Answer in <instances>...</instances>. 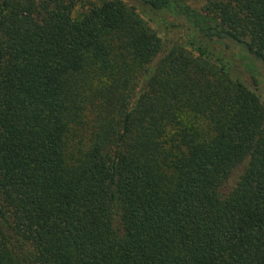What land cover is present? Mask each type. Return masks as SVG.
I'll use <instances>...</instances> for the list:
<instances>
[{"label": "trees", "instance_id": "1", "mask_svg": "<svg viewBox=\"0 0 264 264\" xmlns=\"http://www.w3.org/2000/svg\"><path fill=\"white\" fill-rule=\"evenodd\" d=\"M191 1L0 0V264H264V0Z\"/></svg>", "mask_w": 264, "mask_h": 264}, {"label": "rangeland", "instance_id": "2", "mask_svg": "<svg viewBox=\"0 0 264 264\" xmlns=\"http://www.w3.org/2000/svg\"><path fill=\"white\" fill-rule=\"evenodd\" d=\"M94 2H96V0H78L74 16L77 17L80 13L84 12L90 6L91 3ZM206 3L207 0H192L190 2V5L196 9H200L203 8ZM230 51H232V53L234 54L235 62L236 65L238 66V70L236 72L237 76L240 71L241 63H243L244 65L251 64L253 65L256 71L257 78L259 79V81L264 82V67L259 61L255 60L252 56L248 55L246 51L239 46L232 45ZM244 71L245 70L241 69L239 76H244V77L248 76L246 73H244ZM240 173L241 170H238V173L234 175V181L235 179H237ZM234 181L231 183V185L235 183Z\"/></svg>", "mask_w": 264, "mask_h": 264}]
</instances>
